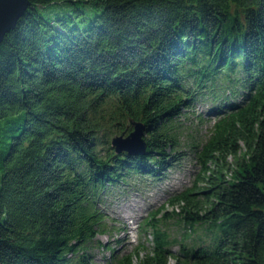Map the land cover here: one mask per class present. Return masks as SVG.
Segmentation results:
<instances>
[{
	"label": "trees",
	"instance_id": "trees-1",
	"mask_svg": "<svg viewBox=\"0 0 264 264\" xmlns=\"http://www.w3.org/2000/svg\"><path fill=\"white\" fill-rule=\"evenodd\" d=\"M199 101L214 121L181 210L109 264H264V0H29L0 41V264H93L107 194L180 159ZM130 119L142 154L111 145Z\"/></svg>",
	"mask_w": 264,
	"mask_h": 264
},
{
	"label": "rangeland",
	"instance_id": "rangeland-1",
	"mask_svg": "<svg viewBox=\"0 0 264 264\" xmlns=\"http://www.w3.org/2000/svg\"><path fill=\"white\" fill-rule=\"evenodd\" d=\"M207 113V105L199 101L195 104L194 111H188L181 118L183 130L179 138L180 159L176 160L164 175L158 179L132 178L129 185H125L127 182H121L113 188L116 190L113 195L107 194L109 198L101 208L106 214L108 231L97 235L98 240L106 248L96 247L91 250L93 264H109L111 258L125 253L132 254L138 246L143 247L139 250L138 256H143L153 244V235L150 228L146 232L140 231V223L159 208H161L159 217L165 212L175 214L181 210L180 205L170 204L169 199L194 182L199 164L190 145L199 144L207 138L214 121ZM129 127L123 137L129 133ZM228 160H231V157H228ZM179 217L173 215L169 219H163L161 225L169 236L176 240L180 239L185 229ZM185 241L189 242L188 238H185ZM108 247L114 248V252H110ZM171 249L177 251L178 244H171ZM138 256L133 257L134 264H137ZM172 263L173 259L169 257L167 264Z\"/></svg>",
	"mask_w": 264,
	"mask_h": 264
},
{
	"label": "water",
	"instance_id": "water-1",
	"mask_svg": "<svg viewBox=\"0 0 264 264\" xmlns=\"http://www.w3.org/2000/svg\"><path fill=\"white\" fill-rule=\"evenodd\" d=\"M29 0H0V41L6 32L14 28L17 19L23 14ZM132 130L123 137V134L111 138V145L117 153L127 151L131 154H142L145 151L144 124L129 120Z\"/></svg>",
	"mask_w": 264,
	"mask_h": 264
}]
</instances>
